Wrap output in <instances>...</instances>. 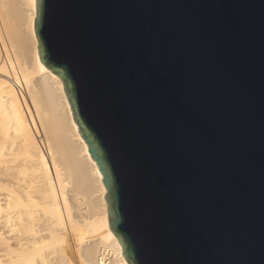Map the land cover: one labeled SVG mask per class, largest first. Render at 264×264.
Segmentation results:
<instances>
[{"label":"water","instance_id":"95a60500","mask_svg":"<svg viewBox=\"0 0 264 264\" xmlns=\"http://www.w3.org/2000/svg\"><path fill=\"white\" fill-rule=\"evenodd\" d=\"M127 264H264V0H35Z\"/></svg>","mask_w":264,"mask_h":264},{"label":"bare ground","instance_id":"6f19581e","mask_svg":"<svg viewBox=\"0 0 264 264\" xmlns=\"http://www.w3.org/2000/svg\"><path fill=\"white\" fill-rule=\"evenodd\" d=\"M34 18L35 0H0V264H127Z\"/></svg>","mask_w":264,"mask_h":264},{"label":"rangeland","instance_id":"374dc122","mask_svg":"<svg viewBox=\"0 0 264 264\" xmlns=\"http://www.w3.org/2000/svg\"><path fill=\"white\" fill-rule=\"evenodd\" d=\"M22 89V88H21ZM21 92L23 93V90H21Z\"/></svg>","mask_w":264,"mask_h":264},{"label":"built area","instance_id":"2783aa9c","mask_svg":"<svg viewBox=\"0 0 264 264\" xmlns=\"http://www.w3.org/2000/svg\"><path fill=\"white\" fill-rule=\"evenodd\" d=\"M102 258L104 259V256Z\"/></svg>","mask_w":264,"mask_h":264}]
</instances>
